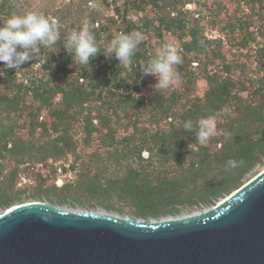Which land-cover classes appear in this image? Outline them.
<instances>
[{"label":"trees","instance_id":"16d2710c","mask_svg":"<svg viewBox=\"0 0 264 264\" xmlns=\"http://www.w3.org/2000/svg\"><path fill=\"white\" fill-rule=\"evenodd\" d=\"M260 1L247 0L251 10L258 3L261 7ZM17 4L18 0H0V25L12 13H18ZM140 4L153 7L157 13L155 19L144 18L139 23L128 19L126 10L131 5L140 9ZM114 12L120 17V26L114 29L116 34L113 36L105 25L98 23L97 13L80 14V20L71 24L78 29L81 21L87 17L95 34L101 53L90 62L89 67L80 65L78 60L73 62L72 56L65 51L63 44L72 28L62 26L57 44L52 48L41 46L40 53L31 61L38 63L42 56H49L56 61L54 66H42L46 69L45 74L36 76L30 67L0 74V207H8L12 201L4 190L2 161L8 159L15 165L40 163L73 154L74 144L69 130L77 115L83 125L85 144L90 142L92 133L96 132L103 153H93L90 160L81 163L79 168L82 178L78 180L76 190L95 200L104 210L115 211L119 215L126 212L122 207H114L107 201L121 202L122 206L129 208L127 214L143 220L176 216L184 208L212 205L222 195L239 188L243 178L262 162L264 45L257 50L263 74L256 79V85L253 84L252 89L246 91L245 97L240 95L239 89L227 77L222 78L216 72H203L201 76L207 86L203 97L189 99V104L183 106L180 105V99L185 98L195 78L188 69L191 60H199L198 56L209 50L212 54L210 60L214 62L217 53L209 49V45L216 44V41L206 39L198 20L188 17L187 12L178 11L173 0H123L122 10L116 7ZM154 20L157 23L155 26ZM152 22L155 37L161 39L167 33L176 38V47L182 49L180 54L183 62L177 67L184 88L182 91L171 90L167 94L159 90L153 94L149 90V107L144 106L143 109L149 111L156 127L148 131L132 124V131L117 139L112 120L102 113V109L94 107L95 114L91 116L92 109L89 106L96 96L95 90H98L100 98L103 90L112 94L114 89L128 88L130 77L138 78L141 65L156 53H148L146 42L143 41L132 57L131 67L125 68L118 65L114 57L105 58V49L100 45L101 34L108 32L107 42L110 43L119 33L133 30L146 32ZM112 23L115 24L113 20ZM229 26L235 27L234 24ZM68 63L77 67L74 78L67 73ZM223 67L228 70L227 65L223 64ZM0 68H3L2 63ZM18 72L22 76L20 80L17 79ZM58 72L61 77L57 76ZM61 78L63 80L59 82ZM239 87L245 90L243 83ZM56 96L60 99L58 106H54ZM122 100L131 110L141 108L142 101L130 94ZM229 108L233 109V114H226L221 121L215 119V127L220 134L210 139V145L219 144L218 149L212 151L210 145H200L195 129L197 121L210 115L217 118L218 114L227 113ZM42 112H45L47 119H39ZM122 112L128 117L126 109H122ZM114 114V122L118 123L120 116L115 110ZM94 118L103 131L93 127ZM166 119L167 127H158V121ZM188 120L194 124L191 132L183 127ZM16 128L26 129V135H17ZM225 133L230 134L227 140ZM142 151L148 153L146 158L141 156ZM230 159L242 163L234 169H228L227 161ZM111 166L124 167V174L116 175L110 171ZM47 198L59 205L66 204V199L61 196Z\"/></svg>","mask_w":264,"mask_h":264},{"label":"rangeland","instance_id":"374dc122","mask_svg":"<svg viewBox=\"0 0 264 264\" xmlns=\"http://www.w3.org/2000/svg\"><path fill=\"white\" fill-rule=\"evenodd\" d=\"M176 4L178 11L187 12L188 17H193L198 20L199 25L203 28V36L211 41H216V44L211 43L209 49H213L217 55L214 62L210 60L212 54L207 50L206 52L198 56L199 60H191L188 69L194 73V83L190 86V91L185 94V98L180 99V105H188L189 99L202 98L206 90V82L202 78V73H213L220 77H227L235 85L236 89H239L240 95L245 97L246 91L252 89V85L255 84L263 74L261 66V60L257 52L264 45V0L260 1L254 10H251L247 0H173ZM123 0H18L16 9L18 14H22L26 11H42L51 18L58 19L60 27L66 26L73 28L71 25L78 19L80 14L97 13L99 15L98 23L105 25L113 35L116 34L114 29L120 26V17L114 12L115 8L118 7L119 11L122 10ZM99 5V9L92 8L90 4ZM141 8L136 9L134 6H130L126 10V16L133 22L139 23L141 19L152 20L156 17V10L150 7L149 4H140ZM112 20L115 24L112 23ZM229 24H234V28L230 27ZM157 23L154 20V26ZM144 41L146 42V49L148 53H156L165 43H170L174 46L178 45V41L175 37L164 33L161 39H158L153 34V22L152 25H148ZM107 32V33H108ZM107 33L101 34L100 45L104 47L105 52L108 46ZM206 56V57H205ZM57 62L51 59L49 56H42L38 63L29 62L20 68L26 70L28 67L32 68L31 71L36 75L40 76L46 73L43 65H56ZM223 64L228 66V70ZM77 68V67H76ZM75 66L68 63L66 65L67 73L72 78L75 77ZM17 79H21V73H16ZM61 73L58 72V77ZM63 79L59 80L61 82ZM81 81V80H80ZM132 82V83H131ZM129 87L117 90L114 89L110 94L103 90L100 98H98V90H95L96 96L92 100L89 106L92 109L91 116L95 114L94 107L96 109H102V113L106 114L112 120V127L115 131V137L120 139L123 136L128 135L132 131V124H136L139 128L145 130H153L156 126L153 124V119L150 118L149 111L143 109L144 106L149 107L147 99L149 98L150 92L152 93L162 91V93H168L171 90L182 91L184 86L179 82L177 85L167 89L161 90L153 87L156 83V79L151 76H144L142 73L139 74L138 78L134 76L130 77ZM131 83V84H130ZM240 83L244 84L245 90H241L239 87ZM235 90V89H234ZM186 93V91H185ZM127 94L135 97L142 101L139 110H131L127 104H124L123 97ZM59 96L54 99V106L59 104ZM180 108V106H179ZM86 109V106H85ZM122 109L128 111V117L124 116ZM120 116L119 122L115 123V114ZM86 111V110H85ZM226 114H233V109L229 108L227 113H221L217 115V120L221 121ZM138 116V117H135ZM80 116L72 122L69 133L74 144V153L67 154L59 160L53 161L48 159L44 162L34 163L25 162L23 164L15 165L13 161L5 159L2 161V168H4V190L12 198L8 207H0V213L9 207L16 206L22 203L28 202H43L61 209L74 211V212H90L99 214H111L119 217L139 219L131 217L127 212L129 208L122 206L121 202L115 200L107 201L108 204L114 207H122L123 213L119 215L115 211H106L99 207L95 200L89 199L83 196L79 191L76 190L78 180L82 178L80 173L81 163L90 160V155L93 153H103V147L99 144V134L92 133L91 140L88 144L84 141L83 125ZM130 117V118H129ZM129 118V119H127ZM39 119H47L45 112H42ZM49 121V120H47ZM168 120L158 121V127H167ZM22 123V121H20ZM216 123V121H215ZM213 135L208 141L200 143L203 146L210 145V139L220 134L219 130L215 127ZM93 127H97L100 131L103 128L100 127L98 120L94 118L92 120ZM15 132L17 135L25 136L26 129L16 128ZM39 132V131H38ZM219 144L210 145L212 151L217 150ZM148 153L142 151L141 156L146 158ZM76 159V160H75ZM264 170V157L262 162L256 165L250 173H248L242 180L241 186L247 183L249 180L257 176ZM110 171L115 172L116 175L122 176L125 172L124 167L117 168L114 166L110 167ZM92 170L90 176L92 175ZM234 191V190H233ZM232 191V192H233ZM231 192V193H232ZM229 193V194H231ZM52 194V195H49ZM228 194V195H229ZM47 196L54 197L61 196L66 199V204L59 205L51 202ZM227 195H222L213 202L212 205L200 206L192 209L184 208L180 210L176 216L161 217L158 219L149 218L145 221L160 220L164 218H180L191 214L201 213L210 209L213 205L217 204L221 199H224Z\"/></svg>","mask_w":264,"mask_h":264},{"label":"water","instance_id":"95a60500","mask_svg":"<svg viewBox=\"0 0 264 264\" xmlns=\"http://www.w3.org/2000/svg\"><path fill=\"white\" fill-rule=\"evenodd\" d=\"M0 264H264V170L210 209L145 221L28 202L0 213Z\"/></svg>","mask_w":264,"mask_h":264},{"label":"clouds","instance_id":"9594fccd","mask_svg":"<svg viewBox=\"0 0 264 264\" xmlns=\"http://www.w3.org/2000/svg\"><path fill=\"white\" fill-rule=\"evenodd\" d=\"M89 6L99 9V5L94 3ZM60 36L58 19L51 18L42 11L12 13L3 25H0V63L3 65L0 74H4L7 70L22 68L40 53L41 46L52 48L57 44ZM144 39L145 35L137 30L119 33L110 41L103 54L108 59L114 57L120 66L131 67L132 57ZM63 47L72 56L73 62L78 60L80 65L86 67H89L90 62L101 53L87 17L81 21L78 29L72 28L68 32ZM181 52L182 49L165 43L153 58L141 65L140 72L144 76L151 75L156 79L153 87L167 90L181 80L177 67L183 62ZM215 119V115H210L197 121L195 129L200 143L208 141L213 135ZM183 127L186 131H193V121H186ZM229 136V133H225L226 140ZM240 163L242 162L230 159L227 161V168L234 169Z\"/></svg>","mask_w":264,"mask_h":264},{"label":"bare ground","instance_id":"6f19581e","mask_svg":"<svg viewBox=\"0 0 264 264\" xmlns=\"http://www.w3.org/2000/svg\"><path fill=\"white\" fill-rule=\"evenodd\" d=\"M223 199H221L220 201H222ZM12 207H14V206H12Z\"/></svg>","mask_w":264,"mask_h":264}]
</instances>
